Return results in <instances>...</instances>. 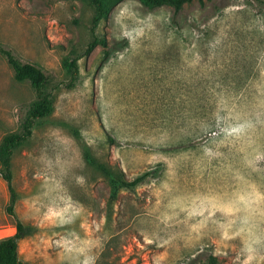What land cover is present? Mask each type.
I'll use <instances>...</instances> for the list:
<instances>
[{
  "label": "rangeland",
  "instance_id": "374dc122",
  "mask_svg": "<svg viewBox=\"0 0 264 264\" xmlns=\"http://www.w3.org/2000/svg\"><path fill=\"white\" fill-rule=\"evenodd\" d=\"M94 14L0 0V49L38 67L53 101L12 149L20 260L264 264V0H123L95 29L107 47L85 54ZM36 99L0 52V144ZM106 172L152 174L125 190ZM10 198L0 173V239Z\"/></svg>",
  "mask_w": 264,
  "mask_h": 264
},
{
  "label": "trees",
  "instance_id": "16d2710c",
  "mask_svg": "<svg viewBox=\"0 0 264 264\" xmlns=\"http://www.w3.org/2000/svg\"><path fill=\"white\" fill-rule=\"evenodd\" d=\"M89 4L94 8L95 14L92 18V39L89 42L85 54L90 53L96 46L100 45L103 48L107 47V41L104 36L96 34L95 29L99 24L106 20L110 11L114 6L123 0H80ZM143 4L151 7H161L164 5L170 6L175 12H179L185 5L197 2L203 6L205 2L210 0H138ZM0 52L5 56L8 65L11 67L14 73V78L18 82L28 81L31 87L36 92L37 99L33 101L22 123V134H11L5 136L0 144V159L3 170L0 172L2 178L7 183L9 192L11 194L10 203L6 208L8 215L12 216L15 220V233L11 236L3 237L0 239V264H25L19 258V243L26 238L30 232L17 217L14 211L16 202V194L12 188V176L10 170V161L12 155V149L21 144L27 137L31 135V129L34 122L39 119L48 117L53 110V101L47 94H43V88L46 83V77L44 73L36 66L31 64L21 63L15 58L9 51L0 49ZM64 66L68 71L74 75L78 71L77 61H64ZM152 173L144 172L134 179L128 181L123 174L112 175L110 172H106L107 178L111 180V183L117 186L119 189L130 190L135 186L145 181ZM112 201V200H111ZM111 204V203H110ZM194 264V263H191Z\"/></svg>",
  "mask_w": 264,
  "mask_h": 264
}]
</instances>
